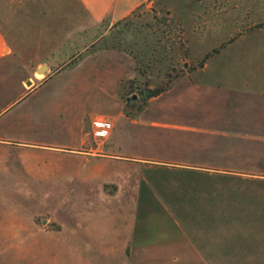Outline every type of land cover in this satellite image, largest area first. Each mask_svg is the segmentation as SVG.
Returning <instances> with one entry per match:
<instances>
[{"label": "crops", "instance_id": "obj_1", "mask_svg": "<svg viewBox=\"0 0 264 264\" xmlns=\"http://www.w3.org/2000/svg\"><path fill=\"white\" fill-rule=\"evenodd\" d=\"M79 1L94 22L109 25L150 2ZM213 47L200 69L222 64L224 70L192 75L191 90L237 94L223 99L229 105L211 101L182 110L161 104L159 118L149 105L139 113L119 108L108 128H98L75 101L72 108L50 111L47 124L54 131L67 129L68 137L42 143L3 135L37 129L33 108L1 120L0 264H191L207 258L213 244L199 230L189 231L197 224L177 193L187 191L184 197L192 199L189 191L204 189L208 180L264 178L263 70L229 73L226 67L245 65L240 53H230L240 45ZM19 63L0 30V77L12 82L7 73L23 70ZM44 63L51 70L52 63ZM61 67L41 77L26 65L16 90L0 106V118ZM32 81L36 85L28 87ZM167 93L148 97V103ZM141 128L160 134L136 135ZM180 177L191 180L182 183Z\"/></svg>", "mask_w": 264, "mask_h": 264}, {"label": "rangeland", "instance_id": "obj_2", "mask_svg": "<svg viewBox=\"0 0 264 264\" xmlns=\"http://www.w3.org/2000/svg\"><path fill=\"white\" fill-rule=\"evenodd\" d=\"M0 30L23 67L7 73L12 82L0 77V106L16 90L26 65L36 76L40 63H52L51 70L39 73L41 77L62 65L50 81L25 94L0 118L1 123L33 108L37 129L4 132L11 139L41 143L66 139L67 129L47 128L50 111L72 108L75 101L83 103L90 119L103 115L113 122L111 114L119 108L139 113L149 105L159 118L161 104L184 110L237 99V94L191 90L192 75L224 70L222 64L200 69L215 52L214 45H240V51L230 53H240L245 65L226 67L229 73L248 74L258 68L264 73V0H150L113 25L94 22L79 0H0ZM34 85L32 81L28 87ZM153 88L168 93L149 104L146 90ZM74 91L81 93L80 99ZM166 115L172 121L182 119L180 114ZM142 129L136 135L160 134ZM187 178L179 179L188 183ZM208 181L204 189L189 191L192 199L184 197L187 191L177 193L179 204L198 225L189 231L199 230L213 244L204 253L206 259L191 264H264V178Z\"/></svg>", "mask_w": 264, "mask_h": 264}, {"label": "built area", "instance_id": "obj_3", "mask_svg": "<svg viewBox=\"0 0 264 264\" xmlns=\"http://www.w3.org/2000/svg\"><path fill=\"white\" fill-rule=\"evenodd\" d=\"M91 122L98 128H108L112 123V119L103 115H95L92 117Z\"/></svg>", "mask_w": 264, "mask_h": 264}, {"label": "trees", "instance_id": "obj_4", "mask_svg": "<svg viewBox=\"0 0 264 264\" xmlns=\"http://www.w3.org/2000/svg\"><path fill=\"white\" fill-rule=\"evenodd\" d=\"M146 91H147L146 97H151V96L159 94L162 91V89L161 88H153V89H148Z\"/></svg>", "mask_w": 264, "mask_h": 264}, {"label": "water", "instance_id": "obj_5", "mask_svg": "<svg viewBox=\"0 0 264 264\" xmlns=\"http://www.w3.org/2000/svg\"><path fill=\"white\" fill-rule=\"evenodd\" d=\"M47 70H48V65L46 63H44V64L38 66L35 71L37 73H45ZM133 98H136V95H134Z\"/></svg>", "mask_w": 264, "mask_h": 264}, {"label": "bare ground", "instance_id": "obj_6", "mask_svg": "<svg viewBox=\"0 0 264 264\" xmlns=\"http://www.w3.org/2000/svg\"><path fill=\"white\" fill-rule=\"evenodd\" d=\"M38 76H41V75L38 73Z\"/></svg>", "mask_w": 264, "mask_h": 264}]
</instances>
